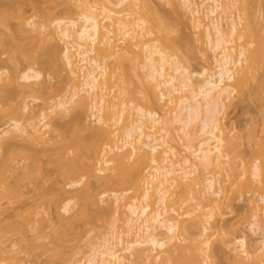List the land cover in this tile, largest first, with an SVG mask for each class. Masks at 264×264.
Listing matches in <instances>:
<instances>
[{
	"label": "bare ground",
	"instance_id": "obj_1",
	"mask_svg": "<svg viewBox=\"0 0 264 264\" xmlns=\"http://www.w3.org/2000/svg\"><path fill=\"white\" fill-rule=\"evenodd\" d=\"M73 1L75 3H73ZM177 1H179L181 9H184L185 14L186 12L189 13L190 15H188V17L191 16V18L193 19L192 20L189 18L188 20L193 23V27L191 26L190 28L193 30L192 34L197 32L196 35L194 34L193 36H200V38L197 36V42L200 40V42L202 41L201 43H203L204 45L203 46L199 44L200 42L197 43L193 38V41L196 42V44H199V46L194 44L196 47L199 48L200 45L201 47H204H200L201 51H197L198 53L196 54L198 56L200 55L199 53L202 54V56H199V59L206 65V68L203 69V72L199 73L198 75L203 79L201 81L199 80V82L197 81L196 83L194 77H196L197 75L190 73L188 71V68L181 66L178 62L174 61L172 59L173 57L168 54L166 45L163 46V43L165 42L168 47H171V45L168 44L169 39L165 37L167 39L166 40L161 35L162 32H165V28L168 27V25L165 24L168 19L163 16L164 18H166V21H164L165 19L162 20L160 16L156 17L155 15V18H152L150 17V15H148V19H146L147 21L150 19L148 21L150 25H148V23L145 22L146 20L144 21L143 18H136L137 14L133 12H137L136 10L137 8H139L138 0H59L57 3H55L56 6L53 5V7L51 6L49 8L47 14L48 16H50V18H52L53 14L56 13L57 8H60L59 13L64 14L65 17H53L54 19L52 18V21H44L39 24L37 23L38 25L36 24V22L38 21H35V23H33L34 21H31L32 19L30 20V18H26V16L24 15L26 14V12H23L25 10H21L22 13L20 10H16L18 12L20 11L19 14L16 12L17 19L19 20L17 24H19L18 26L20 29H18V26L17 28H15L17 30L22 29V31L18 33L21 34L23 31L26 34L29 32L33 33L32 29L34 28V32H39L41 30L43 33L47 34V37H50L51 40L49 41L52 42L50 43L48 41V43L50 44V48L46 45V41L45 45L48 48L44 47V50L46 51V49H48V52L44 51L43 53L42 49V51L39 52H42L43 54L41 53L40 55H38L39 60L38 58H36V60H38L37 62H40L41 55L44 57L45 53H47V56H45L48 58L50 57L48 55L51 54L53 56L52 59L54 58L53 61L57 60L58 62L51 63V60L48 58L50 60V64L53 65L54 63L55 65H60L61 68L64 67V70L66 69L67 71H69L67 75H69L68 82L70 83V85L66 84L65 88H67V86H70L71 88L69 87L68 90L71 89L72 91L67 90L71 93L70 95H68L67 93V96H64L65 98H63L62 96L63 99H58V97L60 96L58 95V92L57 95H55L57 99L54 100V97H51L52 99L50 102L45 99L44 103L46 104V106L48 105L49 108L44 106L45 104L43 103V108H46V110H42L40 112L30 110V105L28 103H24V108L22 107L20 110L21 115L22 113H24V115L22 116L28 114V118L25 116V118L27 119L23 120L24 117H22L23 119H20L26 122L28 121V124L26 122L25 123L27 125L24 124V122H22V124L19 119L16 120L11 118L12 122L9 127L10 129L6 131V134L7 136L11 135L10 137L16 140L18 138L16 137L17 135H26V137H29L28 139H32L31 141L46 143V132L44 133L43 129L49 128L51 125L46 124V122L52 116L50 115V113L53 112L54 115V113L56 112L62 118H64L66 114H68L70 117V121L65 123V125L64 123L63 125L59 124L60 126H58V129H61V140L64 141V144L60 145H62L64 149L68 147V150L72 151V156L68 154L70 151L65 153L66 150L62 151V146L61 148L59 147V153L62 151L61 153H65V155L68 154L69 157L68 155L65 156L64 154L60 155L58 153V158L56 157L57 162L60 163V175H58L62 177L63 179H60L64 180V183L67 182L68 186L72 189H76L78 185L81 186V188L79 187L80 189L76 191V193L79 192L78 194H76L78 196H74V198H78L79 200H77L80 201L78 202V210L74 212V214H72V216L68 219L67 217L63 216L64 218H62L61 216L60 226L57 228L52 227L51 240L49 243L46 242V239L50 236H48L45 232V229L49 224V220L46 215H43L44 213L42 210L38 211V209H40L39 205V208L37 210H30V214L26 213V215H28L26 217L25 215H23L24 217H21L22 213L25 214L26 211L22 213L21 211L17 213V211L15 214L16 216L14 217H21V222H17L14 219H11L10 221L12 215L10 213L8 214V209L12 205L11 201L16 200L14 198H17V194L19 192L17 191V188L21 187L18 186L19 184H15V182L19 183L21 180V182L23 183V181L25 182V179L27 177H29V179L31 177L30 180H32V177H34L33 180H36L37 177H35L34 174H37V172L41 173L39 172L41 171V167L37 168V166L42 165L40 162H38V165L33 166L29 164H23V166H25H21V169L20 167H16L12 164V161L16 160V158L12 157H17L16 155H19V152L17 150L21 149L19 148L16 150V147L13 146L15 147L13 149L16 151L12 152L13 149L11 148V146L13 145V142L11 144L7 140H13L7 136L6 137L8 139L6 140L0 139V150H2V154L0 155L2 159L6 158L2 160L0 157V170L1 168H3L0 171V224H4V222L6 221L5 225H0V264H20L22 256H24L23 258L26 259L29 258L28 260L33 258L34 260H38L41 256H47V264H83L79 260L77 261V252L74 251L76 246L73 244V240L70 237V231L73 229L74 224L76 222H82L85 225L90 223L91 214L89 209L102 211L103 213L101 214L103 215L112 213V210L116 211V209L120 212L122 206L120 204V201H122L123 197L124 199H126L125 196H127V194L131 192L132 189H135L138 192V194L135 195L137 197L134 196L132 201H128V203L126 202V205H124L125 210L122 208L125 212L122 209L121 213L115 212L116 215L119 213L122 217H124L121 219L118 218L119 214L117 215V218L119 220L124 221V225L128 227V230L123 232L122 229L121 233H118V229L116 230V226H119L116 224L117 221L114 220L115 222L113 221L112 223H110L108 229L109 231H107V234H105L101 239H99L98 243L92 245V247L90 248V254L84 264H213V259L215 258V248L213 246L214 243H212L209 238L205 240V238L209 236L208 233H210L211 228L207 227L208 224H206L207 226L202 224V218L199 220H193L194 222L191 221V223H189L187 219H182L184 213H186L187 215L191 213L189 210L188 211L190 213L184 212L182 215L181 213L179 214L177 212L178 210H174L173 208L169 209V190L176 186V188H179L177 192L183 193L184 196L187 195L185 197L188 198L186 200H182V205H180L181 209H184V207L188 205V199H197L198 201L202 200L196 203L197 207H199V210L203 212H200V215L203 214L204 217L207 216L205 217L207 218V220L205 218L204 220H206V222L208 221L207 223H210L211 219L214 217V214L213 212H208L207 214L206 210H202L204 208L202 203L215 200V198H212L214 196H221V190H216L215 188V184L217 181L214 178L215 176L211 175L204 179L206 190L204 188L203 190H197V187L192 184H188L186 181L190 182L188 178L191 177L197 179L198 175L196 176V174L200 172V168H204L206 170L208 169L209 171V169L220 165L222 162H224L220 160L225 159L224 154H229L228 151H226L227 153L223 152L225 151V149H223V145L227 143V139L225 138L226 136H224V128L226 127L224 122L222 123V115L227 108V104L231 102L233 98L239 97L237 89H239L240 83L244 82V78H247V76L249 75L248 73H250V71L255 66L252 65L253 62L256 59L257 61H261L259 60L260 58L262 60L264 59V49L254 40V36H256V34L254 35L252 21L247 16L249 15V11L246 14V11L248 9L247 4L251 2V0H241L243 1V6L246 7L245 9L243 7V9L245 10L244 13L247 16V21L243 28L239 27L240 23H238V21L233 18L234 16L232 17L231 15L234 10H237L236 6L238 5L240 0ZM52 2L54 4V1ZM24 3L22 4L24 5ZM27 3H30L33 7H37L38 2L35 0H29V2H26V4ZM98 3H103L102 5L99 4L101 6L100 11L97 10V7L94 6V4ZM30 4H27L25 6H30ZM175 5L178 6V3ZM4 6L7 7L6 5ZM134 8H136V10H134ZM13 11H7V13L5 12V14H3V17L1 16L2 20L6 21L3 18H7L8 20V18H11V16L15 17L16 14H14L15 12ZM130 15L134 16V18H130ZM158 15H160V13H157V16ZM233 15L235 14L233 13ZM6 23L4 26H6ZM15 28H13V30H15ZM163 28L164 31H161ZM10 29L12 30V28ZM30 29L31 31H29ZM11 32H15V34H18L16 33V30ZM157 32H161V38L162 40H165L163 43L161 42V38H158L160 35ZM55 34H57L56 36H59V39L61 42H63L64 47L60 48L58 46L59 44H57L55 38H53V35ZM154 34H158L155 35L154 38L156 36L158 37H156L155 39L150 38ZM113 35H116L117 38H119L120 36L121 37L118 40H115L117 38H115V36L113 37ZM12 39L14 40L15 38ZM47 39L48 38H46V40ZM119 41H121L120 43L125 44L126 47L124 46V48L121 47L120 49V46L116 43ZM14 42L16 41L14 40ZM14 42L12 44H14ZM159 42H161L162 45ZM255 43L256 46L252 49L251 47ZM158 44L160 45L158 46ZM3 46L5 49L7 45ZM158 47H165V50L159 49ZM0 48L3 49V47L1 46ZM198 48H196L195 50H197ZM135 49L139 51H135ZM205 51L207 52L205 53ZM11 52L12 50L10 51V56ZM190 53L192 52L190 51ZM13 54L14 55L12 56L14 57L11 56V58H13V61H16L17 59L19 60L22 56L19 55L20 57H18L17 55L16 58H18L14 60L16 53L14 52ZM207 54H209V57ZM25 57L28 56H26L25 54ZM44 58L41 60L44 61ZM110 59L111 61L112 59L115 61V63L114 61L112 62L113 67L115 64V68L112 71L113 76L117 75V78L118 76H120L121 78H119L123 80H121L122 85L124 83V85L119 90V95H125L126 97L128 96V98L130 97L132 99L131 105H133V103L135 102V107H131H134V110L128 108V104L123 97H119L120 101L118 102V104H116L117 102L115 103V101H112L111 103L110 100H108L109 98H107L108 95H105V93L107 92L106 90L108 84L111 85L110 76L112 74H109L108 72V65L111 63L109 62L108 64L104 62ZM126 64H129L130 66ZM210 64H213V67H211ZM42 65H44V62ZM137 68H139L140 70ZM250 68L252 69L250 70ZM115 70L119 72L117 73ZM76 71L81 72V74H78ZM143 71L145 73H143ZM138 72L141 73L139 74ZM78 75L80 78L78 77ZM132 75L134 77L139 75L140 79H142L141 81L144 80L146 82V84H144L145 82L141 83L138 76V79L136 78V80L141 83V87L145 86V89L150 87L149 89H146L147 94L153 92L154 96H156V99L157 95L159 94L158 96L160 97H158L157 99L159 100L158 102L166 100L169 105L174 104V107L172 106L173 112L172 114L170 112V116L165 114L167 118L164 116L163 118H160V115L157 112H153L139 106L140 104L138 103V101L141 102L142 95L145 96V89L143 88L144 91L141 90V88H139L140 85H136L138 84V82H136V80L132 81L133 79H135L134 77H131ZM81 77H83V79H81ZM142 77H144L145 79H143ZM77 78L83 80V82L81 81L82 84H80L81 82H77ZM19 79L22 82L21 84L19 83V80L16 82V79L11 80L10 78V84H12L13 88L18 89L20 84L21 88L24 86L29 87L27 89H30L31 85H33V87H35L37 84L39 85V83L37 82H40L43 79V74L32 67H28L25 68ZM134 82H136V84ZM109 89V93L111 89L114 90L113 83L112 87ZM14 91L15 90H13V92ZM30 91H33L34 94H37V92H39V89L32 88V90L30 89ZM41 91L44 94H48V91H46V89H42ZM156 91H158V94L156 93ZM185 92L187 93L183 94ZM12 94L7 93L8 98L9 96L12 97ZM140 94L142 95L139 96ZM175 94L182 95L180 97H174L173 95ZM1 95L5 96L6 93L4 92L2 94L0 91V100H2ZM7 95L5 97L3 96V99L6 98ZM87 96H90L89 98L91 100H89L91 101V103L88 102L89 100ZM137 97H140V100L137 99ZM8 98L4 99L5 101L2 100L3 103L6 102ZM115 98L117 97L115 96ZM144 98H147V96H145ZM34 100L37 101L38 99L34 98ZM0 104H2V102ZM89 110H92L91 115V112H88ZM115 111L117 113H115ZM131 113H133V116L135 115L134 113H136V117L132 116V118L134 119L131 118V121L129 120L130 122L126 121V123H124L125 127L122 126L124 129H122L120 124H123L125 120L130 119L128 117L131 115ZM103 114L105 115L103 116ZM116 115H118V117ZM87 116L88 119L92 117L93 121H91V119L88 120ZM114 120L115 124L112 125L111 122L114 123ZM107 121H110L109 124H111L112 126L118 127L120 125L118 127L119 129L117 128L120 131L117 130V132H119V136L124 137L120 139L121 145L119 144V141L112 144L113 141L111 140V134L109 131H106L108 129L105 130V127L107 128ZM109 124L108 127H111V125L109 126ZM66 128L68 133H70L69 136H71V138H68L67 131L65 130ZM113 130L116 129H114L113 127ZM121 132L122 134H120ZM114 134H112V136H114ZM253 137L255 138V136L251 137L252 140L254 139ZM257 140L260 141L259 139ZM114 141L116 140L114 139ZM169 141H172V144L175 143V145L180 144V141L183 143L185 155L181 160H176L179 155L176 148L173 147V145L171 146L169 144ZM60 142L62 143V141ZM254 142L256 143L257 141L255 140ZM228 145L229 144H227L226 146ZM103 146H107L104 148H107V150H109L108 152L112 155L110 160L106 161V164L111 165V174L110 176L106 175L107 177L105 178L104 170L102 168L100 169V167L98 166V163L100 161L101 162L99 165H101L103 161L105 163V159H103V153L105 149H102ZM164 147H166V150H164ZM227 148H230V145ZM128 151H130V153ZM11 152L14 156L10 154ZM3 155H6V157H4ZM26 155L30 156V154H25L23 156ZM100 157H102V160H99ZM191 157H193L192 159L194 160H198L199 163L197 161H193L194 163H192ZM173 158L176 160V162L173 161ZM148 159L154 166L153 173H151V175L145 177L144 179L145 172L143 169V164L147 162ZM17 160L21 161V159ZM228 160L229 159H225L224 163H228ZM196 162L198 164H196ZM183 164L186 167H184ZM26 166L30 167L27 168ZM97 166L99 169L97 168ZM35 168L36 170H39L36 172ZM147 169L148 168H146L145 170ZM227 169L228 167H226V170ZM55 170L53 169V171ZM219 170L218 172H221ZM261 170L262 168L260 161H256L254 163L253 171L251 172L250 176L255 183L254 187H257L256 189L260 191V201L264 204V182L263 180H261L263 178ZM7 172L11 175L9 178L13 179L14 177L13 181L11 179V181L9 180V178L7 177L8 175L6 174ZM26 172L29 174H33V176H31V174L29 176V174H27ZM147 172L148 170L146 171V173ZM42 174L44 173L42 172L40 174L41 177ZM101 174L104 176L101 177ZM12 175L14 176L12 177ZM175 175L177 178L173 177ZM214 175L216 174L214 173ZM180 176L183 178V182L180 181ZM46 178L47 177L42 180L38 176L37 179H41L42 183H39L40 180H36V182L32 181V183L42 184L38 186L43 191L44 188H42L41 186L45 184ZM84 180L86 181L83 182ZM94 181L95 183L97 182V184L99 183L98 186L101 185L106 187L107 191H109V188H111V192L113 191L112 193L110 192L112 194L111 197H113L114 199L109 198L111 200L109 201L111 203L115 201L114 205H109L110 202L106 200L108 197H110V193L108 194L106 191H102L101 194H98V192L96 193V191L94 192V186L92 187V185L95 184ZM184 182L186 184H183ZM141 184H143L144 186ZM14 185H17V187H15ZM248 185L249 184H247V186L245 185L244 187H249ZM53 186L51 185L50 187ZM64 186L66 185L64 184ZM57 187L58 190L56 191L59 192L60 190L63 195L68 193L66 192V190L64 191V188H62L63 186L59 188V186L57 185ZM116 187L121 188L122 191L118 190L119 188L117 189ZM112 188H114L116 191L114 189L112 190ZM37 189L39 188H36V191H40V189ZM50 189H52L54 193V187ZM135 190H133L132 192H135ZM252 190L253 189L251 188V191ZM42 191H40L39 193H42V195H44L45 193ZM52 191H50V194H52ZM55 194L56 193H54V196ZM62 194H60L59 192L58 196ZM40 195L38 197L39 200H41ZM19 196L18 200L20 198ZM46 196L48 197L49 194H46ZM52 198L53 199L49 198L51 200L45 198V203H47L48 200V203L50 201L54 204L55 201L57 202L58 198L61 199V197L57 198V194ZM43 200H41V202ZM216 200L215 202H218V200ZM5 201H8L7 204L4 203ZM42 204H44V202L40 203V206H42ZM73 204V201H69L68 203L63 205V210L69 213L70 207ZM113 207L116 209H114ZM122 213L124 215H122ZM173 213H176L177 218L172 216ZM262 213H264V206L261 208H256V211L253 215V222L250 223L249 227L250 231L255 234L258 233V235L260 234L261 238L263 239L261 241L262 245L260 242V244H258L259 247L261 246L258 251L253 254L248 253L249 245L248 238L246 236H238L234 237L233 239L230 238L231 240L226 243V249L233 257L235 264H264V219L260 215ZM38 215H41V217L38 218ZM187 215L186 217L190 219V215ZM191 217L193 218V216ZM13 220L15 222H12ZM182 233L185 235V238L182 241L177 242V236ZM124 235L126 239L124 238ZM132 235L134 236V238L132 237ZM13 236H17L19 240H17L16 237L12 238ZM130 236L133 238V240H131L132 238ZM15 238L18 241L17 243V241L15 240L17 244L14 241L12 242V240ZM11 243L14 244L10 246ZM224 244L225 243L223 241V246ZM69 248H72V251H70V253L67 251V249ZM186 253H189L187 254L189 258L186 257V259H183ZM22 262L24 261L22 260L21 263Z\"/></svg>",
	"mask_w": 264,
	"mask_h": 264
},
{
	"label": "rangeland",
	"instance_id": "obj_2",
	"mask_svg": "<svg viewBox=\"0 0 264 264\" xmlns=\"http://www.w3.org/2000/svg\"><path fill=\"white\" fill-rule=\"evenodd\" d=\"M35 1L38 2L37 3V7H33L30 3H27V4H30V6H25V5H27L26 2H29V0H27V1L26 0H0V19H1L0 20V46L3 47V49L0 48V74H1L0 91H1L2 94L5 92L6 95H7V93H10V94L13 93L12 97L9 96V98H8L9 94L7 95L6 98H8V99L4 103H3L2 100L6 99V98L3 99L4 95H1V97H2L1 99L2 100H0V103L2 102V104H0V116H1V119H0V133H1L0 139H3V140L8 139L7 137L12 139L10 137L11 135L7 136V134H6V131L10 129L9 127H10V124L12 122L11 118L16 119V120L19 119L21 121V123L24 122V124H26V123L28 124V121L27 122L23 121V120L28 118V116H27L28 114L27 115L25 114V116L27 117V118H25V116H22V115H24V113H22V115H21V111H20L21 108L24 106V103H28L30 105V110H35V111H39L40 112L42 110H46V108L45 109L43 108V105L45 104L44 103L45 99L48 102H50L53 97H54V100L57 99V97L55 96V95H57V92H58V95H60L58 97V99L59 98L61 99L62 96H63V98H65L67 96L66 95L67 93H68V95H70V93H71V92H68V91L71 90V89L68 90L70 86L69 87L67 86V88H65L66 84L70 85V83L68 82L69 81V75H67L69 73V71H67L66 69L64 70L63 69L64 67L61 68L60 65L58 66V65H55L54 63H53V65L50 64V60H51V63L52 62H56V63L58 62L57 60L53 61L54 58L52 59L53 56L51 54L48 55V56H50V57H48L50 60L46 57L47 53H45L46 56L44 55V57H46V58H44L41 55V59L44 58L46 60V62H45V60L42 61L41 59H40V62H37L39 60V56L38 55H40L42 53V52H39V51H42V49H43V53H44V51H45L44 47H47V46L49 47L50 44L48 43V41L51 40L50 37H47V34L43 33L41 30L39 32L38 31L34 32L33 31L34 28L32 29L33 33L29 32L27 34L24 33V31L20 34L18 32L22 31V29L21 30H17L16 29L17 26L19 25V24H17V22H19V20L17 19V13L19 14V12L21 10H25V11H23L24 13L26 12V14H24V15L26 16V18H30V20L32 19L31 21H34L33 23H35V21H38V22H36V24L37 23L39 24V23L44 22V21H49L50 22L54 18H58V17H65L64 14L59 13L60 8H57L56 13L53 14V16H52V18L54 17L53 19L50 18V16H48V14H47L48 11H49V8L51 6L53 7V5L56 6L55 3H57L59 0L58 1H56V0H35ZM52 1H54V4H53ZM138 2H139V5H138L139 8H137V10H136V8H134V10H136L137 12H133V13L137 14L136 18L141 17V19L143 18V20L145 21L146 19H148L147 18L148 15H150V17H152V18H155V15H156V17L160 16V18L162 20L165 19L164 21H166V18L168 19V21H166L165 24L168 25L169 30H168V27L165 28V26H164L165 32H162L161 35L164 37V39H166V38L169 39L168 40V44L171 45V47H168V45L164 42L165 40H162V38H161L162 36L160 35L161 32H157L160 36L159 37L156 36V37L161 38V42L162 43L164 42L163 46L166 45L167 48H170V49L166 48V50H168V54H170L173 57L172 59L174 61L178 62L179 65L188 68V71L190 73L197 75L196 77H194L195 83L197 81L199 82V80L201 81L203 78L199 77L198 75H199V73L203 72V69L206 68V65L199 59V56L200 55L202 56V54L199 53L200 55L198 56L196 53L201 51L200 47H201V45H203V43H201L202 41L200 42V40H199L198 42H200L199 44H201L200 47L198 48V47L195 46V45L199 46V44H196V42L198 40V38H197L198 35L196 37H194L193 35L194 34L196 35L197 32L192 34L193 30L190 29L192 24H193L191 21H188L189 18L192 19L191 16L188 17V15H190V14L187 13V12H186L187 15L185 14L184 9L183 8L181 9V7H180L181 5L179 4V1H177V0H138ZM22 3H24V5ZM73 3H75V2L73 1ZM145 3H146V5H145ZM177 3H178L179 8H178V6L175 5ZM99 4L102 5L103 3L102 4L101 3L94 4V6L97 7V10L100 11L101 6ZM4 5H6L7 7H5ZM243 5H244L243 1L240 0L238 5L236 6L237 10H234L231 13V15H232V17L234 16L233 18L236 21H238V23H240L239 24L240 28H243L245 26L246 21H247L246 20L247 16L250 18V20L252 21V24H253L252 26H253V30H254V35L256 34V36H257V37L254 36V40L257 42V44H260L263 47V49H264V45H263L264 44V0H251V2H249L247 4L248 6L246 5L248 7V9L246 11V14L249 11L248 12L249 15H247V16L244 13V11H245L244 9L246 7L243 6ZM22 6H24V7H22ZM243 7H244V9H243ZM16 10H20V11L18 12ZM7 11L8 12L13 11V12H15L14 14H16V15H15V17H12V16H11V18L9 17L8 20H7V18H3L4 20H6V21H3L2 20L3 14H5V12L7 13ZM148 12H149V14H148ZM156 12L160 13V15L157 16ZM21 13H22V11H21ZM233 13L235 15H233ZM135 14H134V16H135ZM151 15H153V16H151ZM134 16L130 15V18L133 19ZM163 16L166 17V18H164ZM129 20H131V19H129ZM148 21L146 20L145 22L148 23ZM152 21H153V19H152ZM169 22H170V25H169ZM5 23H6L7 27L4 26ZM9 23H10V26H9ZM148 25H150V24L148 23ZM8 27L12 28V30L10 28H8ZM13 28H15V30L17 31L16 33H18V34H15V32H13V33L11 32V31H15V30H13ZM164 28L161 31H164ZM6 29H9V30H6ZM18 29H20L19 26H18ZM166 29H167V31H166ZM29 31H31V29ZM40 32H41V34H40ZM23 33L25 34V36H24ZM13 34H15V35H13ZM158 34H154L150 38L155 39L156 37L154 38V36L158 35ZM56 35L57 34L53 35L54 36L53 38H55L56 43L59 44L58 46L60 48L64 47L63 42H61L60 39H59V36H56ZM114 36H115V38H117L116 35H113V37ZM198 37L200 38V36H198ZM260 37H262V38H260ZM12 38H15L14 40L16 42H14V40ZM43 38H45V39H43ZM46 38H48V39L46 40ZM119 38H117L115 40H118ZM193 38L195 39L194 41H196V42L193 41ZM189 40H191V41H189ZM13 42H14V44H12ZM49 42L52 43L51 41H49ZM120 42L121 41L116 42L117 45L120 46V49H121V47H123V48H124V46L126 47L125 44L120 43ZM161 42H159V43L161 44ZM190 42H192V43H190ZM45 43H46L47 46L45 45ZM15 44H16V46H15ZM160 44H158V46ZM3 45H5V46L7 45L5 49H4ZM9 45H10V47H9ZM11 46H12V48H11ZM255 46H256V43L251 48L253 49ZM190 47H192V48H190ZM193 47H194V49H193ZM195 47L200 49V50H198V49L195 50L196 49ZM15 48H16V50H15ZM117 48H119V47H117ZM158 48L162 49V50H165V47L164 48L158 47ZM201 48H204V47H201ZM21 49H22V51H21ZM11 50H12L13 53L14 52L16 53L14 60H16L21 55L23 56V53H24V56L23 57L21 56L22 58L20 57L19 60L17 59L16 61H13V58H11V56L14 55V54L11 52V56H10V51ZM205 50H206V48H205ZM135 51H139V50L135 49ZM190 51L192 53H190ZM36 52H37V55H36ZM38 52H39V54H38ZM45 52H48V49H46ZM206 52L207 51H205V53ZM25 54L28 57H25ZM27 54H29V55H27ZM17 55H18V57L16 58ZM207 55L209 57V54H207ZM12 57H14V56H12ZM36 58H38V60H36ZM10 59H12V60H10ZM259 60H261V61H257V59H256L253 62L252 65H255V66L253 67V69L250 68V70L251 69L252 70L251 71L249 70L250 73H248L249 75L247 76V78L246 77L244 78L245 80L243 79L244 82H241L242 85L240 83L239 89H237V91L239 93V94L237 93L239 95V97H238L239 99L237 97H235V98H233L231 100V102L228 101L229 105L227 104V108L224 111V114L222 115L223 116L222 123L224 122L225 127H226V128H224V136H226L225 138L227 139L226 140L227 143L225 142L226 144L223 145V149H225V151H223V152H226V151L229 152V154L227 152H226L227 154H224V153L223 154H224V158L225 159H229L228 163H224L225 159H220L221 161H224V162H222L224 164L221 163L220 165H217L216 167H213L212 168L213 171H212V169H209V171H208V169L206 170L204 168H202V169L200 168V172H198L196 174V176L198 175L197 179L191 177V178H188V180L190 182L193 181L192 183L186 181L188 184H192L195 187H197V190H199V189L203 190V188L205 189L204 179H206L208 176H211V175L215 176L214 178L217 180L216 184H215V188H216V190H219V189L221 190V192H222L221 196L212 197L213 199L215 198V200L217 198L218 202H215V200H213V201H210V202H205V203L203 202L202 203L203 207H204L202 210H206L207 214H208V212H210V213L213 212V214H214V217L211 219L210 223H207L208 221L206 222L207 218H205V217H207V216L204 217L203 214L200 215V212L201 213H203V212L201 210H199L200 209L199 207H197L196 203L199 202V201H202V200L198 201L197 199L196 200L188 199V205L186 207H184V209H181L180 205H182V200H186L188 197H185V196H187V195L184 196L183 193L177 192L179 188H176V186H174V188L169 190V192H170L169 193V196H170V200L169 201H170V203H169V206H168V207H170L169 209L173 208L174 210H178L177 212L179 214L181 213L182 215H183L184 212H189L190 211L191 213L189 212L190 214H188V215H190V219L192 218L191 216H193V218L190 220L188 217H186L187 214L184 213V215L182 216L183 217L182 219H185V220L187 219L189 221V223H191V221H193V220H199V219L202 218V220H201L202 224L205 225V226H207L206 224H208L207 227L211 228L210 229V233H208L209 236H207V238H205V240L209 238V240L212 243H214L213 246L215 248V250H214V257L215 258L213 259V264H235V262L233 260V257L231 256V254L226 249V247H227L226 243L229 240L233 239L234 237L246 236L248 238V245H249V250H248L249 252L248 253H250V254L251 253L253 254L256 251H258V249L261 247V246L259 247L258 244H260L261 241L263 240L261 238L260 234L259 235H258V233L255 234L252 231H250V229H249L250 223L253 222V215H254V212L256 211V208H261V207L264 206V204L261 203V201H260V195H261L260 191L258 189H256L257 187H254L255 183L253 182V179L250 176L251 172L253 171L254 163L256 161H260L261 168H262L261 174H263V178L261 180H263V182H264V149H263L264 148V142H263L264 141V131H263L264 130V62H263L264 59L262 60L260 58ZM41 61H42V64L44 62V65L41 64ZM113 61H114L113 59H112V61L110 59V60L104 62V63H108V64H109V62L111 63V64H109V65L107 64V65L109 66L108 67L109 74L110 73L112 74L111 75L112 77L110 76L111 85L108 84V87H107V90H106L107 92L105 93V95H108L107 98H109L108 100H110L111 103H112V101H115V103L117 102L116 104H118V102L120 101L119 97H121V98L123 97L125 99L126 103L128 104V108H131L132 106H134L135 102L133 103V105H131L132 99L130 97L128 98V96L126 97L125 95H121V94L119 95V90L124 85V83L122 85V81L123 80L120 79L121 78L120 76H118V78H117V75L113 76L112 71L115 68V64H114V67H113V63H112ZM114 63H115V61H114ZM126 65L130 66L129 64H126ZM126 65H125V67H126ZM212 65L210 64L211 67H213ZM28 67H32L35 70H38V71H40L43 74V79L40 82H37V83H39V85L38 84L36 86L34 85L35 87H33V85H31V87H30L31 90H32V88H36V89L38 88L39 92H37V94H34L33 91H32L33 92L32 93L30 91V89H27L29 87H24V86L22 88L20 87V84L22 82L19 79V77L21 76V74L23 73L25 68H28ZM137 69H139V68H137ZM115 71L117 73L119 72L117 70H115ZM77 73L81 74V72H77ZM138 73L140 74L141 72H138ZM143 73H145V72L143 71ZM67 76H68V78H67ZM138 76L134 77L132 75L131 77L135 78L132 81H135ZM78 77H79V75H78ZM10 78H11V80L16 79L15 80L16 82L19 80V83H20L19 87L20 88L18 86H17L18 89L17 88L16 89L13 88L12 84H10ZM66 78H67V80H66ZM79 78H77V79L80 80V81L77 80V82L78 83H80L81 81L83 82V80H81V79H83V77H81V79H79ZM138 78H139L140 81L142 80V79H140V76ZM142 78L145 79L144 77H142ZM119 80L120 81L122 80V81L120 82ZM66 81H67V83H66ZM82 82L80 84H82ZM136 82H138V84H136ZM136 82H134V83L139 86L141 83H143L145 81L143 80L140 83L138 80H136ZM112 83H113L114 90L111 89V91L109 93V90H110L109 88L112 87ZM144 84H146V82ZM29 86H30V84H29ZM14 87H16V86H14ZM139 88H141V90L144 91L145 86L141 87V85H140ZM149 88L150 87H148L146 89H149ZM42 89L43 90L46 89V91H48V94H44L41 91ZM146 89H145L144 93H145V96H147V98H144L145 96L140 94L139 96L142 95V97H141L142 101L140 102V101L137 100L138 103L140 104V105L139 104L138 105L143 107L144 109L151 110L153 112H157L160 115V118L161 117L163 118V116L166 117V115L170 116V112H171V114L173 112V107H174L173 105L174 104L173 105L170 104L171 105L170 106L169 103L166 100H165L166 102L165 101H161V100H160L161 102H158L159 100H157V99H158V97H160V96H158L159 95L158 91H156V93L158 94L157 95V99H156V96H154L153 92L149 93V94H151V95H149V94H147ZM13 90H15V91L13 92ZM149 92H150V90H149ZM186 93L187 92H185L183 94H186ZM242 93H243V95H242ZM181 95L182 94H179V95L175 94L173 96L174 97L175 96L176 97H180ZM115 96L118 99L115 98ZM89 97H88V100L90 99ZM34 98L38 99V100L35 101ZM139 98L140 97H137V99H139ZM90 100L88 102L91 103ZM44 106H46V104ZM46 107L49 108L48 105ZM133 108H131V110ZM88 112L89 113L91 112L90 115L92 114V110L91 111L89 110ZM129 112H131V111H129ZM115 113H117V112L115 111ZM57 114L58 113H56V112L54 113V115H53V112L50 113V115H52V116H51V118H49V120L46 122V124H49V125L51 124V125H50L49 128L43 129L44 133L46 132L45 133V139L47 141L46 143L45 142L44 143H39L38 141L37 142L36 141H31L32 139L31 140L28 139L29 137L28 136L26 137V135H17L16 136V137H18L17 140L16 139H12L13 141L7 140L11 144L13 142V145L11 146L12 149L16 147L15 148L16 150L19 149V148L21 150H23V151L17 150L19 152V155H16L18 153H16L15 155L18 158L15 157L12 154V152L13 151L15 152L16 150L13 149L12 152L10 153V154H12L14 156L12 158H16V160L12 161L13 165H15L18 168L20 167V169H21L22 167L25 166V165L23 166V164H26V165L29 164V165L33 166V165H38V162H40L42 166L38 165L37 168L41 167V171H39V172H41V173L43 172L44 174H42V177H41V175H40L41 173L37 172L39 169L36 170V168H35L37 174L34 172L35 173L34 175L37 178L39 176L42 180H44V178L47 177L45 179V184H43V186H41L42 188H44L43 191L38 186V185H42V184L34 183L36 185L35 186L32 183V181L36 182V180H38V181L40 180L39 181V183H40L41 179H37L36 178V180H33L34 177H32L33 179L30 180L31 177H30V179H29V177H27L25 179V182L22 180L23 183L20 180L21 185H20V182L19 183L15 182V184L17 183V184H19L18 186H21V187L20 188L18 187L19 190L17 188V191H19L18 194H17V198H14L16 200L13 199L14 201H11V203H12V205L10 206L11 208L9 207V209H8L9 210L8 214L10 213L12 215L11 218H10V221H11V219H14L17 222L18 221L21 222L22 221L21 217L23 215H25V217H26V216H28V215H26V213L30 214V210L31 211L32 210H37L40 207V209H38V211L42 210L43 213H44L43 215H46L48 220H49V224L47 225V227L45 229V232L47 233V235L50 236V237H48L46 239L47 243H49L50 240H51L52 227H56L57 228V227L60 226L61 216H62V218H64V217H67V219L70 218L72 216V214H74V212H76L78 210V208H79L78 202H80V201H78L79 199L77 198L78 199L77 200L76 198H74V196L79 193V192L76 193V191H78V189H80L81 186L78 185L77 188L76 189L73 188L74 189L73 190L71 187L68 186L67 182L65 181L66 183H64V180H61L63 178L59 176L60 175L59 174L60 173L59 172L60 163L57 162L56 157L58 156V153H59V147L61 148V146H62L60 144H64L63 143L64 141L61 140L62 137H61V133L60 132H62V131H61V129H58V126H60L59 124L63 125V123L65 125V123L70 121V117H69L68 114H66L67 117L66 116L64 117L66 119L65 120L59 114L58 115ZM132 114L133 113H131V115H130L131 117L130 116L128 117L130 119L125 120L123 122V124H120L122 129H124L122 126H124V123H126V121H129V120L131 121V118L133 116ZM134 114L136 115V113H134ZM104 115L105 114H103V116ZM135 115L133 117H136ZM88 116H87V119H88ZM116 116L118 117V115H116ZM14 117H16V118H14ZM22 117H24V119ZM117 117H115V118H117ZM20 118L23 119V120H21ZM68 118H69V120H68ZM90 119H91V121H93L92 117ZM90 119H88V120H90ZM132 119H134V118H132ZM115 120H114V123L111 122L112 125L115 124ZM106 123H107L106 124L107 128L105 126L104 127H105V130L108 129L106 131H109L110 134H111V137H112L111 140L113 141L112 144H114V142L116 143L117 141H119V144L121 145L120 139H122L124 137L123 136H119V134H118L119 132H117V130L119 129L118 127L120 125L119 126L117 125L118 127H116V126H112L111 124H109L110 121H107ZM108 124H109V126L111 125L112 128L108 127ZM113 127L116 130H113ZM110 128H111V130H110ZM122 129H121V131H122ZM65 130L67 131V128ZM226 130H227V132H226ZM118 131H120V130H118ZM114 132H115V134H114ZM122 132L120 134H122ZM67 134H68V138L69 137L71 138V136H69L70 133H68V131H67ZM112 134H114V136H116V137L112 136ZM123 134H124V132H123ZM252 136H255V138L254 137L253 138L257 141L256 143L254 142L255 141L254 139L252 140V138H251ZM16 137H14V138H16ZM47 138H48V140H47ZM113 138L116 141H114ZM257 139H259L260 141H258ZM60 141H62V143ZM172 143H173L172 141H169V144L171 146L173 145V147L176 148L177 153L179 155L176 160H181L182 157L185 155L183 143L181 141H180V144H178V145L177 144L175 145V143L174 144H172ZM227 144L230 145V148H227V147H229V145L226 146ZM231 144H233V145H231ZM13 146H15V147H13ZM64 147H65V145H64ZM66 147H67V145H66ZM104 147H107V146H103L102 149H105ZM61 149H62V151L66 150V152L64 151L65 153L70 151L68 154L70 156H72L71 155L72 151L68 150L69 149L68 147L64 149L63 146H62ZM164 150H166V147H164ZM0 151H1L0 154H2V150H0ZM108 151L109 150H107V148H106L104 150L105 154L103 153L104 156L101 154L104 157L103 159H105V163H104V161H103V163H101V165H99L101 161L98 163V166L100 167V169L102 168L104 170V175L105 176L102 175V174L100 175L101 177L104 176V178L107 177V176H110V174H111V165L110 164H106V161H109L110 158L112 157V155ZM130 151H128V152L130 153ZM230 151H231V153H230ZM61 152L59 153L60 155H62V154L65 155V153H61ZM3 153H4V151H3ZM25 154H30V156L29 155H26L27 157L23 156ZM68 154H66V155H68ZM230 154H231V156H230ZM69 155H68V157H69ZM3 156L6 157V155H3ZM7 156H8V154H7ZM0 157H1V155H0ZM9 157H11V156H9ZM24 157H26V158H24ZM54 157H55V159H54ZM192 158L193 157H191L192 163H194L195 161H197L199 163L198 160H196V159L194 160ZM1 159H2V157H1ZM1 159H0V161H1ZM3 159H6V158H3ZM17 159H21V161L19 160L20 161L19 162ZM11 160H13V159H11ZM99 160H102V157H100ZM176 160L173 158V161L176 162ZM34 161H35V163H34ZM148 161H149V159L147 160V162H145L143 164V169H144V172H145L144 179H145V177H148L151 173H153V167L154 166H153V164L150 163V161H149V164H148ZM197 162H196V164H198ZM98 166H97V168H98ZM26 167L29 168L30 166H26ZM54 167L56 168V170H55ZM184 167H186V166L184 165ZM226 167H228V169H227L228 171L230 170L229 171L230 172V176H229V172L226 170ZM52 168L56 172L53 171ZM57 168H59V169H57ZM146 168H148L147 170H148L149 173L148 172L146 173V171H147V170H145ZM216 168H217V170H216ZM2 169L3 168H1V170ZM35 170H33V171H35ZM218 170L221 171V172H218ZM224 170H225V172H224ZM26 171H27V169H26ZM214 173L216 175H214ZM6 174L8 175L7 176L8 178L11 176L10 173H8V172ZM23 174H25V173H23ZM27 174H29V173H27ZM27 174H25V175H27ZM30 174H29V176H30ZM13 176L14 175H12V177ZM31 176H33V174H31ZM173 177H176V175L173 176ZM180 178H181L180 181L183 182L184 181L183 178L181 176H180ZM250 178H251V181H250ZM10 179L11 178H9V180ZM13 179H14V177H13ZM13 179H11V180L13 181ZM144 179H142V180H144ZM178 180H179V178H178ZM85 181L86 180H84L83 182H85ZM240 181H242V182H240ZM247 182H249V183H247ZM54 183H55L56 186L54 185ZM94 183H95V181H94ZM64 184L66 186H64ZM81 184H82V182H81ZM98 184L96 182L94 185H92V187L93 186L95 187V188L93 187L94 192L96 191V193L98 192V194H101L102 191H104V192L106 191L108 194L111 192V188H109L110 190L107 191L106 187L101 186V185L98 186ZM183 184H186V183L184 182ZM247 184H249L248 185L249 187H244L245 185L247 186ZM51 185L52 186L54 185L53 186L54 187L53 190H55L54 193L57 194V198L61 197V199H63V200H61V199L58 198L59 201L58 200H57V202L55 201L56 203L54 202V204H53V202H50V201L48 203V200H47V203H45L46 202L45 198L53 199L52 197L56 196V194L54 196V193H53L52 189H50V188H53V187H50ZM57 185L59 186V188L61 186H63L62 188H64V191L66 190V192H68V193L63 195L62 192L59 190L60 194H62V195L58 196L59 192L56 191V190H58ZM141 185H143V184H141ZM14 186L17 187V185H14ZM33 186H35V187H33ZM36 188H39L40 191L44 192L45 194L44 193L43 194L45 196H46V194L47 195L49 194V196L45 197L44 195H42V193H39L40 191H36ZM104 188H105V190H104ZM251 188L253 189L252 191H251ZM254 188H255V190H254ZM39 189H37V190H39ZM113 189L114 188H112V190ZM243 189H244L245 192L243 191ZM49 190L52 191L51 192L52 194H50ZM118 190H121V188H119ZM133 190H135V189H132L131 192H129L127 194V196H125L126 199H124V197H123L122 201H120V204L122 205L121 209L123 208L125 210V206L124 205H126V202L128 203V201L129 202L132 201L134 196L138 194V192L136 190H135L136 193L132 192ZM45 191L46 192L49 191V192L46 193ZM111 193L109 195L110 197H108L106 200L109 201L110 200L109 198L114 199L113 197H111V195H112ZM117 193H120V192H117ZM40 194L42 195V197H41ZM39 195H40V199L41 200H43V198L45 197L44 200L42 201V202H44V204H42V206H40V203H42V202L38 198ZM18 196L20 197L19 200H18ZM76 196H78V195H76ZM182 196H183V198H182ZM135 197H137V196H135ZM184 197H185V199H184ZM51 199H49V200H51ZM67 201L68 202L69 201H73V203H74L73 204L74 207H73V205H71L69 213L65 212L63 210V205L68 203ZM7 202L5 201L4 203L7 204ZM114 202H112V203L110 202L109 205H112V204L114 205ZM25 205H27V206H25ZM38 205H39V207H38ZM117 208H119V207H117ZM114 209H116V208H114ZM121 209H120V212H119V210L117 211V209H116V211L112 210V213H108L107 215L106 214L105 215L101 214V213H103L102 211L97 210L98 211L97 212L95 209H94L95 211L92 210V209H89L90 214H91V216H90L91 217L90 218L91 222L88 223L87 225L83 224L82 222L81 223H79V222L77 223L76 222L74 224L73 229L70 231V237L73 240V244L76 246L74 251L77 252V256H78L77 257L78 258L77 261L79 260L80 262H82L84 264V262L88 259V256L90 254V248L92 247V245L98 243L99 239H101L105 234H107V231H109L108 230L109 229V224L112 223L114 220H116L117 221L116 224L119 225V226H116L117 227L116 230L118 229L117 230L118 233H121L122 229H123V232L128 230L127 229L128 227H126L124 225V221L118 219V218H121V219L124 218V217H122L119 214L123 210V209L122 210ZM19 211H21V213L25 212V211L26 212H25V214L22 213L21 217H18V218L16 217L17 219H19V220H17L14 216H16L15 215L16 212L19 213ZM115 212H119L118 213L119 215L117 214L119 216L118 218H117V215L115 214ZM123 213H122V215H124ZM260 215L264 219V213H262ZM172 216L177 218L176 213L175 214L173 213ZM37 217L39 218V217H41V215H38ZM204 218L206 220H204ZM23 219H25V218H23ZM14 220L12 222H15ZM203 221H205L206 223L203 222ZM5 222H4V224L3 223H1V224L5 225L6 224ZM210 224H212V225H210ZM49 225H51V226H49ZM122 226H125L126 228L122 227ZM117 235H115V236H117ZM14 237L17 238V236H13L12 238H14ZM132 237L134 238L133 235H132ZM177 237H178V239H177L178 241L177 242H179V241H182L185 238V235L182 233V234H179V236H177ZM16 238L13 239L12 242L13 241L15 242ZM124 238L126 239L125 235H124ZM131 238H127V239H131ZM133 238L131 240H133ZM260 238H261V240H260ZM17 240H19V238H17ZM222 240L225 243L224 246H223V241ZM17 243H18V241H17ZM13 244L11 243L10 246H12ZM261 245H262V243H261ZM67 251L70 253V251H72V248L67 249ZM187 254H189V253H186L184 255L185 258L183 257V259H186V257H188ZM263 254H264V252H263ZM23 257L24 256H22V258H21L24 261V262H22L23 264H47V258H48L47 256H41L38 260H36V259L34 260V258L28 260L29 258L26 259V258H23ZM21 261H20V264H22Z\"/></svg>",
	"mask_w": 264,
	"mask_h": 264
},
{
	"label": "built area",
	"instance_id": "obj_3",
	"mask_svg": "<svg viewBox=\"0 0 264 264\" xmlns=\"http://www.w3.org/2000/svg\"><path fill=\"white\" fill-rule=\"evenodd\" d=\"M151 175V174H150Z\"/></svg>",
	"mask_w": 264,
	"mask_h": 264
}]
</instances>
